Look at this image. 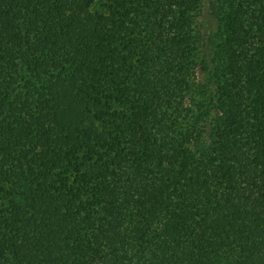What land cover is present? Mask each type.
Listing matches in <instances>:
<instances>
[{"label":"trees","instance_id":"1","mask_svg":"<svg viewBox=\"0 0 264 264\" xmlns=\"http://www.w3.org/2000/svg\"><path fill=\"white\" fill-rule=\"evenodd\" d=\"M0 264H264V0H0Z\"/></svg>","mask_w":264,"mask_h":264},{"label":"rangeland","instance_id":"2","mask_svg":"<svg viewBox=\"0 0 264 264\" xmlns=\"http://www.w3.org/2000/svg\"><path fill=\"white\" fill-rule=\"evenodd\" d=\"M205 22L208 23L210 26L212 25V21L208 15L205 16Z\"/></svg>","mask_w":264,"mask_h":264}]
</instances>
